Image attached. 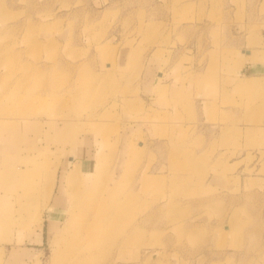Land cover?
<instances>
[{
  "label": "rangeland",
  "instance_id": "1",
  "mask_svg": "<svg viewBox=\"0 0 264 264\" xmlns=\"http://www.w3.org/2000/svg\"><path fill=\"white\" fill-rule=\"evenodd\" d=\"M249 65L264 66V0H0V148L17 157L0 164V264H264V71ZM71 155L93 210L116 215L101 245L67 239L60 175L50 195Z\"/></svg>",
  "mask_w": 264,
  "mask_h": 264
},
{
  "label": "bare ground",
  "instance_id": "2",
  "mask_svg": "<svg viewBox=\"0 0 264 264\" xmlns=\"http://www.w3.org/2000/svg\"><path fill=\"white\" fill-rule=\"evenodd\" d=\"M3 124L1 122L0 126ZM8 125L11 126L10 128H14L12 129L14 130V134L19 130V128L12 123H8ZM66 130L67 128H64V132H62L61 134L66 135ZM18 133L19 132H17V135ZM62 148V146H57V150H63ZM13 151L14 145L12 143H6L5 140H1L0 164L3 163L5 166L8 165L10 163V160H12L13 158L14 160H17V157L11 156ZM73 153H76V151ZM71 157L73 159H71ZM27 161H25V172L28 171L31 166V159H28ZM5 171L7 170H3L2 173L5 174ZM51 172H53V174H51V177L48 180V184L50 187V195L53 186L56 183L55 180H57L59 175L61 176V182H59L60 185L59 194L57 196V202L59 201V195L64 197V184L70 186L71 189L70 202L65 215V218L67 216V219L65 220L64 224L66 228L65 233L67 234V239L73 237L78 238L82 236L84 237L85 241L89 242L90 247L91 245H99V242H101V240L103 241L104 237H106L105 239L108 240L107 238H109L108 235L110 234V231H108V229L110 228L111 224L113 225L115 223L116 215L111 212H107V206L104 207L103 211L97 209L93 210L94 207H99L97 201L101 198L95 194L96 188H94L93 191L91 190L90 192L86 186L81 185L82 182L84 183V181H86L81 177V159L77 158L75 155H71L68 159V162L67 159L65 161L63 159L60 160L59 163H57V166H55L54 170ZM6 175H8V177L10 178L12 177L11 179L17 181L25 178L23 175H21L20 173H16L13 170H10V173H7ZM64 180L67 181V184ZM0 203H4L3 207H1L0 209L2 210L1 213L3 220H5L4 218L9 212L7 197L4 195L1 196ZM49 203L50 202L48 201L45 202L42 208L38 209V219L40 218V216L42 218L43 211ZM92 210L93 215L90 216V212ZM38 226H40V224H38ZM68 261L69 258H67L63 264H66ZM72 263L76 264L77 261L73 260ZM68 264H70V262H68Z\"/></svg>",
  "mask_w": 264,
  "mask_h": 264
},
{
  "label": "crops",
  "instance_id": "3",
  "mask_svg": "<svg viewBox=\"0 0 264 264\" xmlns=\"http://www.w3.org/2000/svg\"><path fill=\"white\" fill-rule=\"evenodd\" d=\"M249 67V69L251 70V71H254V69H255V71H261V72H263L264 71V66H259V65H256V66H253V65H249L248 66ZM57 146H59V145H56V150H57ZM65 149V147H63V150ZM55 150V149H54ZM58 151H60V150H58ZM66 150H64L63 151V153L65 152ZM68 151V150H67ZM66 155L67 154H65L64 156L66 157ZM86 161H88V159L86 160V159H82V162H83V164H82V168H88V166H89V163L91 162H86ZM91 164V163H90ZM63 206L62 205H59L58 207H54V209L53 210H51V211H46V213H47V215H45V217H44V222H43V228L42 229H36L35 230V233H36V235H38V236H42L43 237V239H42V241H44V237H45V233H48L49 234V232H48V229H49V225H50V223L51 222H53V221H56L57 219H58V217H60L61 215H62V213H63ZM48 237H49V235H48Z\"/></svg>",
  "mask_w": 264,
  "mask_h": 264
}]
</instances>
